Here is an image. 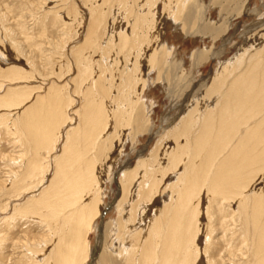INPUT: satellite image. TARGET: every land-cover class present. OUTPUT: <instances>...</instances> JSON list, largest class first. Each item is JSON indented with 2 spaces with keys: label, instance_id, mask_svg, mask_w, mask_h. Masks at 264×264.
Wrapping results in <instances>:
<instances>
[{
  "label": "rangeland",
  "instance_id": "1",
  "mask_svg": "<svg viewBox=\"0 0 264 264\" xmlns=\"http://www.w3.org/2000/svg\"><path fill=\"white\" fill-rule=\"evenodd\" d=\"M183 1H186V4H183ZM192 1L195 2L196 0H0V97L5 96L7 92L13 91L26 92L30 96L28 98L27 94H25V97L22 98H27L18 106L0 107V264H54V259L49 258L50 254L54 257L60 250L64 253L69 252L67 245L62 244L60 246L57 242L58 231L52 225L55 219L48 222V218L45 220L43 214H25L20 212V208L27 201H35L39 198L42 190L46 189L51 183L49 181L53 178L58 167L56 163L59 161L63 163L67 160L63 159L68 154V150L63 154V144L66 141L67 133L78 126H83L82 112L89 105V100H93L94 97V100L103 102L99 103L98 101L99 107L96 111L100 110L108 115L106 130L99 137L100 148L92 149L93 153L89 151L86 154L87 157L92 156L94 153L97 154L94 174L97 177L95 190L98 193L100 203V206L98 205L99 215L97 214L90 225L84 224L82 247L84 248L83 252L86 251L88 257L86 255L82 256L83 253L81 255L78 253L74 258V262L76 264H130L129 251H131L133 252L132 263L136 264L137 262L139 264L141 257V251L139 250L143 249L144 242L148 240V227L157 218L161 219L162 223L165 221L166 211L164 209L170 202L168 197L172 198L170 189L177 182L178 175L183 172L185 167L183 162H181L178 169L168 170V165H171L169 162L171 157L182 153L181 155L184 154L185 156L181 157L183 159L186 157L184 162L188 160L189 153L185 152L182 145L186 144V139L191 140L193 138L192 135L198 132L199 126L203 123L201 118L206 113L205 111L209 110V108L213 109L216 101L221 97L219 96L220 93L225 92L218 90L214 93V90L209 85H212L213 79L217 74H223L224 71H221L222 69L224 70V66L228 62H233L239 55H242L245 51L248 52L249 48L255 46V44L259 48L264 46V31H261L262 36L258 35L257 38L253 37L254 39L245 34L246 28L257 21L256 17L234 16L231 19L232 21H230L229 28L224 31V34L222 33L224 37H228V42L222 40V35L215 36L217 33L211 35V32L207 30L202 34L192 35L196 21L191 20V26V22L189 24V21H184L183 19L187 10L186 5ZM207 2L208 0L198 1L199 4H207ZM263 3L264 0L249 1L251 9L258 7L257 9H261L262 12H264ZM180 4L183 5V9ZM218 5H211L208 9L207 23L214 26V29L215 26L221 25L223 19L220 14L222 9ZM196 12L198 13V9ZM260 18L262 19V17ZM157 20L159 21L157 22ZM156 26L158 27L156 28ZM225 26L227 27V25ZM142 30L145 32H142ZM126 38H128L127 41ZM85 43L88 44V48ZM212 49L214 52L218 51L221 53V56L218 59L216 58V60L208 56L213 54ZM78 53L79 55L77 56ZM195 53H205L206 56L204 55L197 62L194 57ZM81 61L83 62L81 63ZM132 62L134 63L132 64ZM155 65L157 66L156 68L154 67ZM12 66L13 68H10ZM227 75L226 71L225 76ZM226 79L230 80L229 77ZM95 80L97 83H95ZM126 86L127 88H125ZM209 87L210 89L207 90ZM54 91L57 92V96L54 94L53 98L48 97ZM208 92L214 96L207 94ZM207 95L211 96V98L208 99ZM145 96H148L147 99ZM35 98L43 100V108L52 105L50 109H54V113L48 115L47 113L43 114L34 110L33 115L27 116L25 111L34 103ZM131 98L132 100H130ZM23 99H20V101ZM18 101L14 99L13 104L18 103ZM131 101L136 104H134L136 107L130 106L133 104ZM195 102H197V105L194 106ZM199 105L202 107H199ZM210 105L211 107H209ZM192 107H194V112L191 109ZM202 108L205 109L202 110ZM191 113L193 115L196 114L195 116L197 117L191 116ZM197 113L201 114L198 115ZM62 116L64 120H61L60 117ZM59 118L60 122L56 124L58 129H54V132L52 131L54 133L53 139L56 137V149L47 153L39 145L36 152L33 139L37 137L39 129L35 128L32 130L30 133L32 136L30 137L25 128L29 129L28 124H33V122H41L40 124L38 123V126L41 125L46 128L49 125L48 127L52 128L55 125V119ZM194 119H198L199 122L197 120L194 121ZM189 120L190 122L193 120L195 126H192L194 123L191 122V125ZM120 121L125 122L121 124L122 122ZM184 122L187 124V128H183ZM241 128L237 130L238 136L244 133V127L243 130ZM58 133H60L59 139H57ZM183 133L184 135H182ZM74 134L77 133H72V136ZM183 136L184 140L182 139ZM235 141L236 139H233L231 143ZM231 143L227 150L224 151V155L216 153V158L220 157L215 158L214 161L216 162L214 164L218 163L222 158L227 160L226 158L228 157L225 156L230 151ZM83 146L82 139H79L75 144V147L80 150L83 149ZM202 153L204 156L207 155L206 150H203ZM141 158L142 161H140ZM33 160L36 161L38 166L44 165V170L40 173L38 172L35 176L27 178L26 173L30 168V162ZM73 164L72 167L78 166L76 165L77 163ZM196 164H203V161L200 158H196ZM148 168H150V172L152 169L151 173ZM214 168L212 166V170L210 169L208 175L212 174ZM250 169H246L243 174L240 173L241 177L237 176L239 172H242L241 169H238L239 171H236L238 174L235 172L236 176L234 177L241 178L237 180V183L240 182L238 187L241 186L239 191H242L245 197H250L246 201L248 202L247 213L251 217L250 214L254 205L252 199L261 196L260 194H262L261 197L264 196V166L260 164L259 169L255 166ZM143 171L145 178H149V180L143 178L144 182L140 181L144 176ZM162 171L168 174H164ZM251 171L255 172L251 173ZM158 173L159 175H157ZM160 176L163 177L160 178ZM134 177H138V179L135 180ZM154 177L160 183L154 179L157 188L154 191L155 193H150L145 182L150 184L148 181H153ZM249 178H251V182ZM129 180H133L131 181L132 185H126L127 182L130 183ZM123 187L126 190L122 189ZM137 190L138 193L136 194ZM174 190L171 189V193L173 191L176 192L172 193L175 198L177 189L175 188ZM140 195L141 198H139ZM48 196L50 195L48 194ZM91 196H95L94 191L80 197V204L89 202ZM207 196L210 197L207 198ZM236 197L234 200L231 199L233 202L231 200L227 201L222 207L219 199L213 200L211 194L206 190L200 192V221L203 223L206 221L204 214L205 217L207 214L205 209H203L205 206L211 207L213 214L218 215L217 218L214 216L212 221L213 226L215 224L213 237H215L217 244L212 245L211 251L217 253L216 250H219L218 253H221L220 255L223 258L218 257V255H216L217 257L212 255V260L216 262L219 260V264H243L247 262V259L251 264L264 263V208H261L262 206L264 207V200L262 201L263 204L261 203L259 206L261 208L259 211H262V214L259 212L260 215L258 217L263 218L261 220L257 218L259 222L257 228L250 223L251 220L245 228L242 225L243 223L238 221V215H236V213L239 214L237 209L241 200L239 196ZM16 205L17 208H15ZM130 205H135L133 206L135 210L132 212L129 209V207L131 208ZM220 207L222 211L227 208L228 213L234 212L237 223L233 224L235 221H231L232 219L229 218L227 211L228 219L227 217L225 219L221 218L222 213L221 215L219 214ZM144 210L146 211L144 212ZM161 211L164 212L163 216ZM131 216H134L133 219ZM159 216H162L163 220ZM144 219L147 220L145 221ZM221 219L222 221L225 220V222H222ZM139 220L143 221L139 222ZM228 222L229 224H227ZM121 224L123 225L120 227ZM230 224L232 225L230 226ZM228 227H232L235 230ZM204 229L205 226L203 227ZM237 233H240L244 240ZM254 233H257V235L255 236ZM231 234L234 235L232 236ZM200 236L199 242L203 244L204 239H202V235ZM143 237H147V239L145 240ZM136 238H138L137 241ZM68 242L66 241V244ZM136 242L137 248L135 247ZM225 242L227 244L230 242V246L234 247L227 249ZM240 245H242L241 248ZM223 247L227 249L224 250L225 252ZM95 249H98L96 254L93 253ZM230 253L231 255H229ZM243 255L244 257H242ZM256 258L258 260H255ZM259 260L260 263L258 262ZM203 262L207 264L205 260ZM249 262L248 264H250Z\"/></svg>",
  "mask_w": 264,
  "mask_h": 264
},
{
  "label": "bare ground",
  "instance_id": "2",
  "mask_svg": "<svg viewBox=\"0 0 264 264\" xmlns=\"http://www.w3.org/2000/svg\"><path fill=\"white\" fill-rule=\"evenodd\" d=\"M198 1L199 0H196L195 2L192 1L190 4L186 5L187 6L186 7L187 10H186V13H185V15L183 17L184 21L185 20L189 21V24L191 22V26H192V21L191 20L196 21L195 22V29L193 30L194 32H193L192 35L202 34V33H204L207 30V31L211 32V35H213L214 33H217L215 36H220V35H222V33L224 34V31H226L229 28L228 26L230 25V21H232L231 19L234 16L235 17H237V16L238 17L245 16V17H256L257 18L256 22H253L252 25H250V26H248L246 28L245 34L246 35L248 34V36L250 38H253V37L257 38L258 35L262 36L261 31H264V12H262L261 9H257L258 7L255 8V9L254 8L251 9L250 4H249L250 0H208L207 4H203V3L199 4ZM160 3H161V1H160ZM183 4H186V1H183ZM214 4H219L218 5L219 8L222 9L220 14L223 17V19L221 18L222 19L221 25H219L218 27L215 26V29H214V26H211L209 23H207V15H208V12H209L208 9H209V7L211 5H214ZM181 8L183 9V5H181ZM263 8H264V3H263ZM197 9H198V13L196 12ZM138 10H139V8H138ZM260 17H262V19ZM158 21L159 20H157V22ZM180 21H181V19H180ZM225 25H227V27ZM157 27L158 26H156V28ZM149 31H151V30H149ZM89 32H88V34H89ZM142 32H145V31L142 30ZM221 37H222V40H224L225 42L229 41L227 36L224 37L222 35ZM132 38H134V37H132ZM123 39H125V38H123ZM87 40L89 41V39H87ZM127 40H128V38H126V41ZM258 40H260V39H258ZM155 42H156V40H155ZM94 43H96V42H94ZM94 43H91V44H94ZM256 43H257V41H256ZM85 44H87V43H85ZM251 44H252V42H251ZM259 45H261V44H259ZM87 48H88V44H87ZM89 48H90V45H89ZM106 48H107V46H106ZM164 49H166V48H164ZM104 51H106V50H104ZM108 51H110V50H108ZM212 51H213V54H209L208 55L211 59H213V60L215 59L216 60V58L218 59L221 56L220 52H218V51L214 52L213 49H212ZM139 53H140V51H139ZM205 53H195L194 57L196 58L197 62H198V60H201V58L204 57ZM78 55H79V53L77 54V56ZM169 56H170V54H169ZM174 57H175V55H174ZM206 59H208V58H206ZM162 60H163V58H162ZM78 61H80V60L78 59ZM147 61H148V59H147ZM203 61H205V60H203ZM82 62L83 61H81V63ZM150 62H151V60H150ZM133 63L134 62H132V64ZM135 63H137V62H135ZM173 63H174V61H173ZM167 64H169V63H167ZM221 64H222V62H221ZM81 65H83V64H81ZM111 65H113V64H111ZM137 66H139V65L137 64ZM169 66H170V64H169ZM154 67L156 68L157 66L155 65ZM218 67H220V66H218ZM221 67L223 68V66H221ZM10 68H13V66L10 67ZM130 68H131V66H130ZM218 69H220V68H218ZM126 70H128V69H126ZM137 70H139V69L137 68ZM15 71H17V70H15ZM226 71L228 73L227 76H225ZM221 72H223V74H221V75L217 74L215 76V78L213 79L212 85H209V86H211V88L214 90V91L212 90L214 93H215V91H218V90H221V92H223V91H225V92L220 93L219 96H221V97H220V99L218 98L219 100L216 101L213 109L209 108V110L205 111L206 113L203 111L205 113L203 118H201V121L203 123L201 124V126H199L200 128L198 127L199 130H197L198 128L196 129L198 132H196L194 135H192V137H193V138H191V140H193V142H191L192 144L190 143L191 140L186 139L187 140L186 144L182 145L183 149L185 150V152L189 153L188 160L186 162H184V159H186V157L183 159V157L185 155L183 154L184 155L183 156V155H181L182 154L181 153L179 155L172 156L171 157V161H169L171 165H168L169 166V168H167L168 170L178 169L179 168L178 166L181 165L180 164L181 162H183V165H185L183 172L178 175V179L176 178L177 182L171 187V189H173V190L175 188L177 189V196L174 198L173 194L176 193V192H174L175 191L174 190L172 192L173 193L172 194L171 193V189H170V194L172 195V196L171 195L170 196L173 199L172 198L170 199V197H168L169 198L168 200L170 202H169V204L167 206H165V209H164V211H166L165 216H164L165 217V221L162 223L161 219L157 218L158 220L156 219L155 222L152 221V225L148 227L149 228L148 233H147L148 240H147V242L145 241L146 244L144 242L143 249L139 250V251H141V257H140L139 262H138L139 264H204V262H203L204 260L207 262V264H219V260L217 262L212 260V255H214V256L218 255V257H221L222 256V255H220L221 253L220 254L218 253L219 250H216L217 253H213V251H211V249L213 248L212 245L215 244V243L217 244V242L214 239L215 237H213V234L215 233L214 232L215 224L213 226L212 221H213L214 216H215V218H217L218 215L216 216V215L213 214V212L211 211V207H207V206L204 207L203 206L204 207L203 209H205L206 214H207L206 217H205V214H204V218H205L206 221L203 223L202 221H200V217H199V215H201L200 214V210H201L200 209V205L201 204H200V201H199V199H201L200 198V192L201 191L203 192V190H206L209 194H211V198L213 200L214 199L215 200L219 199V202H220L222 207H223V204L225 202L227 203V201H230L231 199L234 200L236 196H239L241 198V200L239 202L241 205L238 204V202H237V204L239 205V207L237 206L238 207L237 210H238L239 214L236 213V212L235 213H236V215H238V219H239L238 221L242 222L243 224L242 223H240V224L244 225L245 228L248 225L250 220H251L250 223L254 227L257 228V224H259L258 219L261 220V218H263V217H261L262 215L260 216L261 218H259L258 216L260 215V213L262 214V211L260 212L259 210L261 208L262 209L264 208L263 206L261 208L259 207L261 205L262 201L264 200V196L261 197L262 194H260L261 196H258V197L256 196L257 197L256 199L255 198L252 199L254 201V205H253L252 213L250 212L251 213L250 214L251 217H250L248 215V213H247L248 212V210H247L248 209V207H247L248 206V204H247L248 202L246 201V199H248L249 196L245 197L244 193L242 191H239V187H241V186L238 187V185H240L239 184L240 182L237 183V180H239L241 178H239V177L235 178L234 176H236L235 174L237 173L236 171L238 169L242 170V172H239V175H237V176L241 177L240 173L243 174V172L246 169H250V168H252L254 166L258 167V169H259V165L260 164H263V166H264V46H261L259 48L255 44V46L249 48L248 52L245 51V53H243L242 55H239L236 59H234L233 62H231V63L228 62L226 64V66H224V70L222 69ZM15 73H17V72H15ZM79 73H81V72H79ZM227 77H229L230 80L226 79ZM93 78H94V76H93ZM147 78H149V77H147ZM120 79L122 80L121 77H120ZM140 80H142V79H140ZM84 81H85V79H84ZM81 82H82V80H81ZM210 82H212V81H210ZM95 83H97L96 80H95ZM150 87H151V85H150ZM125 88H127V86ZM84 89H87V88H84ZM92 89L94 90V88H92ZM137 89H140V88H137ZM209 89H210V87L207 90H209ZM116 91H117V89H116ZM89 92H90V90H89ZM25 94H27V93L26 92L19 93V92H15V91L10 92V93L7 92L5 94V96L0 97V107L1 106L7 107V106H15V105L18 106V105H20V103L23 102L24 99H26L27 97L28 98L30 97L28 95L29 94L28 93L27 97L23 99L22 97H25ZM54 94L57 96V92L54 91L53 94H51L48 97H52L53 98ZM111 94H112V92H111ZM207 94H209V92ZM209 95H213V94L211 93ZM209 95L206 96L208 99L211 98V96H209ZM215 96H217V95H215ZM145 97L147 99L148 96H145ZM94 98H93V100L91 99L92 101L91 100H89L90 102L88 101L89 105H87L84 108L83 112H82V116H83V120H84L83 124H82L83 126H78V127H76V129L73 127L74 129H72V130L69 129L71 132L67 133L66 141L63 144V154H65L66 150H68L67 151L68 154H66L63 157V159H67V160L65 162H63V163L60 162V161L56 163L58 167L55 170V174H54L53 178L51 179V181H49L51 183L47 186L46 189L42 190V192L40 193L39 198L36 199L35 201L34 200L33 201L29 200V202L27 201V203L22 208H20V212H24L25 214H27V213H34V214H37V215L43 214L45 220L48 218L47 219L48 222H49V220L53 221V219H55L54 223L52 225H54V228L57 229L56 231H58V234H57L58 241L57 242H58V244L60 246H62V244L63 245L64 244L67 245L69 247L68 248L69 252L67 251V253L66 252L64 253V252H61V250L58 251V252L56 251L57 253L54 255V257H52L51 254H50L49 258H53L54 259V261H53L54 264H76L74 262L75 261L74 258L76 256V254L79 253L81 255V253H83L82 256H85V255L87 256L88 255V254H86V251L83 252L84 248L82 247V235H83L82 232L84 230L83 229L84 226H85L84 224L87 223L88 225H90L91 222H93V220L96 218L97 214L99 213V211H98L99 210L98 205L100 204L99 203V197L97 195L98 194L97 191L95 190V187L97 185V182H96L97 181V177L94 174V166L96 164V158H97L96 155L97 154L94 153L90 157L89 156L87 157L86 154L89 153V151H91L92 149H98V147L100 148V146H99L100 138L99 137L102 136L101 134L104 133V131L106 130L105 128H106V125H107V117H108V115L104 114V112L102 113L100 110L96 111V109H98V107H99L98 106V101L99 100L96 101V100H94ZM14 99L19 100L18 103L13 104V100ZM20 99H23V100L20 101ZM130 100H132V98ZM134 100H135V98H134ZM138 100H139V98H138ZM99 103H103V102L99 101ZM131 103H133V101H131ZM134 104L135 103L131 104L130 106L133 105L134 107H136L135 106L136 104L135 105ZM212 104H214V103H212ZM42 105H43V100L35 98L34 99V103L31 104V106L28 105L29 108H27V110L25 111V114L27 116H29L31 114L33 115L34 114V112H33L34 110H37V111H39L40 113H43V114L47 113L48 115H51V114L54 113V109H50V107L52 105H49L50 107H47V108H43ZM195 105H197V102H195L194 106ZM211 105L209 107H211ZM200 106L201 105H199V107ZM193 108L194 107H192L191 109L194 112L195 110ZM204 109L202 108V110H204ZM128 111H130V110H128ZM201 111H199V112H201ZM199 114H201V113H199ZM192 115L193 114L191 113V116ZM195 115H193V116H195ZM36 116H37V114H36ZM191 116H189V117H191ZM195 117H197V116H195ZM60 118L62 120L64 117L62 116ZM60 118L59 119H55V121H54L55 125H53L52 128L48 127L49 125L46 128L42 127L41 125H40L41 127L38 126L41 122L40 123L38 122L39 124L37 122H33V124H31V123L28 124L29 129L24 127L26 129L28 135H30L32 130H34L35 128L39 129L37 137L35 139H33L34 141L32 140L35 143L34 145H35V148H36V152L38 150L39 145H40V147L42 149L47 151V153H49L50 151L56 149V147H55L56 146V140H55L56 137H55V139H53V137H54L53 134L54 133H52V131L54 129L55 130L58 129L56 124L60 122ZM191 118H193V117H191ZM195 120H197V122H199L198 119H194V121ZM194 121L193 120L191 121V122L194 123V125H192V123L189 120V122L191 123L192 126H195V122ZM201 121H200V123H201ZM69 122H71V121H69ZM120 122H122L121 124H123L125 121L124 122L120 121ZM185 122L187 123V121H185ZM185 122L183 123V128H187V124H185ZM126 123H128V122H126ZM84 124H87V125H84ZM196 125H198V124H196ZM243 127H244V133L242 132L243 135L239 134L240 136H238V131H237L238 128H241V130H243ZM190 128H189V130H190ZM175 129H177V128H175ZM184 130H186V129H184ZM193 130H194V127H193ZM66 132H67V130H66ZM235 132L237 133V135H235L236 134ZM72 133H77V134H74V136H72ZM34 134H36V133H34ZM173 135H175V134H173ZM182 135H184V133ZM31 136L32 135H30V137ZM57 136H58L57 139H59L60 138V133H58ZM77 136H79V137L77 138ZM188 136H190V135H188ZM236 136H238V137H236ZM33 137H35V136H33ZM174 137H173V139H174ZM188 138H190V137H188ZM79 139H82L83 145H84L83 149H81V150L78 149L77 147H75V144L77 143V141H79ZM182 139L184 140V136L182 137ZM233 139H236V141L231 143V141H233ZM230 143L232 144L230 146V151L225 156V157H228V158H226L227 160L222 158L220 161H218V163L214 164V162H216V161H214L216 156H217L216 153L217 154L221 153V154L224 155V151L227 150V147H229ZM182 146H180V147L182 148ZM102 149H100V150H102ZM174 149H176V148H174ZM203 150H206V154L207 155H205V156L202 155L203 154L202 153ZM170 151H171V148H170ZM176 151H177V149H176ZM163 154L167 155L165 153H163ZM181 156H183V157H181ZM151 157H152V155H151ZM219 157H217V158H219ZM196 158H200V160L203 161V164H196ZM140 161H142V158L140 159ZM165 162H167V161H165ZM73 163H77L76 165H78V166L72 167L74 165ZM157 164H159V163H157ZM29 165H30V168H29L28 172L26 173V177L27 178L35 176L38 172L40 173V172H42L44 170V165L43 166L42 165L38 166V164L34 160L31 161ZM142 165H143V163H142ZM212 166L215 167L214 171L212 172L211 175H208L209 174L208 172L210 171V169L212 170ZM149 169L150 168H148V170ZM143 170L145 171V168ZM252 170H254V169H252ZM140 171H141V168H140ZM144 171H143V173H144ZM176 171H178V170H176ZM181 171H182V169H181ZM259 171L261 172V170H259ZM149 172H150V170H149ZM151 172H152V169H151ZM162 172L164 173V171H162ZM171 172H173V171H171ZM252 172H255V171H251V173ZM153 173H155V172H153ZM165 173H167V172H165ZM134 174H136V173H134ZM130 175H132V174H130ZM146 175H147V173H146ZM157 175H159V173ZM251 175H253V174H251ZM138 177L137 178L134 177L135 180L138 179ZM161 177H163V176H160V178ZM125 178H126V176H125ZM143 178H145V173H144V176L140 179V181L144 182ZM154 179H155V177L153 178V181H148V183L150 182V184H146V182H145V185L147 186V190L150 193L151 192L155 193L154 191H156L155 189L157 188L156 187L157 185H156V182L154 181ZM146 180H149V178H147ZM155 180L157 182H159L157 179H155ZM250 180H251V178H249V181ZM129 181H130V183L127 182L126 185L127 184L128 185L131 184V181H133V180H129ZM247 181H248V178H247ZM159 183H158V185H159ZM246 183H248V182H246ZM162 184H160V185H162ZM165 186L167 187V185H165ZM228 186H229V188H228ZM124 187L122 189L126 190L125 189L126 187L125 188ZM231 187H233L232 190H231ZM235 188H236V190H235ZM248 188H249V184H248ZM257 189H258V187H257ZM138 190H137L136 194L138 193ZM93 191H94L95 196H93V197L91 196V198H90L91 200L89 202H87L85 204H80V202H79L80 197L85 196V195H87V194H89V193H91ZM123 192L126 193L125 191H123ZM131 193H130V195H131ZM156 193H158V192H156ZM48 194L50 196H48ZM160 195H161V192H160ZM251 196H253V195H251ZM208 197H210V196H207V198ZM139 198H141V195H140ZM263 203H264V201H263ZM144 205H146V204H144ZM148 205H149V202H148ZM130 206H131V208L129 207V209H131L130 212L135 210L134 207H133L135 205H130ZM168 206H169V208H168ZM249 206H251V205H249ZM15 208H17V205L15 206ZM216 208H218V207H216ZM224 209L225 210L222 211V208L220 207L219 208V211H220L219 214L221 215V213H222L221 218L223 217L225 219L227 217L226 214L228 213V209L227 208H224ZM146 210H144V212ZM219 211H217V212H219ZM226 211H227V213H226ZM249 211H250V208H249ZM163 213L164 212H162V216H163ZM233 213L234 212L228 213V216H229L230 219H232L231 220L232 222L235 221V219H236L235 215ZM263 213H264V211H263ZM128 214H126V215H128ZM141 214H143V213L141 212ZM162 216H159V217L162 218ZM133 217L131 216L132 219H133ZM219 219H220V217H219ZM227 219H228V217H227ZM144 220L146 221L147 219H144ZM153 220H155V219H153ZM162 220H163V218H162ZM140 221H143V220H139V222ZM221 221H222V219H221ZM222 222H225V220H223ZM236 223H237L236 221H235V223L233 222V224H236ZM132 224H133V222H132ZM138 224H140V223H138ZM222 224H224V223H222ZM227 224H229V222ZM122 225L123 224H121L120 227ZM231 225L232 224H230V226ZM263 225H264V223H263ZM204 226H205V229L203 230ZM224 227L226 228V226H224ZM144 228H142V229H144ZM228 228L229 229L230 228L233 229L232 227H228ZM226 229H224V230H226ZM233 230H235V229H233ZM239 231H240V229H239ZM138 233H139V231H138ZM243 233L247 234L246 232H243ZM237 234L240 235V233H237ZM200 235H202V239H204L203 240V244H200V242H199L200 237H201ZM256 235H257V233L255 234V236ZM263 235H264V233H263ZM232 236H230V237H232ZM241 236L242 235H240V237ZM261 236H260V239L262 238ZM147 237L146 238L143 237V238L146 240ZM242 238L243 237H241V239ZM230 239H232V238H230ZM137 240H138V238H136V241ZM243 240H244V238H243ZM66 241L67 242L69 241V242L66 244ZM231 242H233V240H231ZM226 244L227 243L225 242V245ZM230 244H231L230 242L227 244V249H230L229 247H234V246H230ZM254 245H255V243H254ZM136 246H137V242H136L135 247ZM214 247H216V246H214ZM241 247H242V245H240V248ZM225 248L226 247H223V251L227 250ZM139 249H141V248L139 247ZM97 251H98V249H95L93 253L96 254ZM127 251H129V250H127ZM228 252H231V251H228ZM129 253H130V264H131L132 263V254H133V252L129 251ZM244 253H245V251H244ZM117 254H119V253H117ZM229 255H231V253ZM242 257H244V255ZM259 257H260V255H259ZM125 258H126V255H125ZM221 258H223V257H221ZM231 259H232V256H231ZM231 259H230V261H231ZM255 260H258V259L256 258ZM248 262H249V260L247 259L246 263L248 264ZM258 262L260 263V260ZM220 263H222V262H220ZM246 263H243V264H246ZM249 263L251 264V262H249ZM132 264H134V263H132ZM136 264H137V262H136ZM261 264H264V263L262 262Z\"/></svg>",
  "mask_w": 264,
  "mask_h": 264
}]
</instances>
